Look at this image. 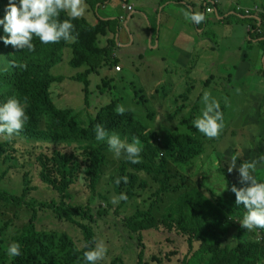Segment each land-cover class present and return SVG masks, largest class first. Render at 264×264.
<instances>
[{
    "label": "rangeland",
    "instance_id": "obj_1",
    "mask_svg": "<svg viewBox=\"0 0 264 264\" xmlns=\"http://www.w3.org/2000/svg\"><path fill=\"white\" fill-rule=\"evenodd\" d=\"M115 1L107 2L109 6H113ZM193 1L198 5V10L205 7L200 0ZM224 1L226 0L219 2L218 8ZM230 2L232 6L237 4L232 0ZM241 4L244 7L241 5V8H238L239 11L243 9L245 12L247 10L252 12L251 7H253L254 11L264 14V0H245ZM208 17L215 22L219 21V14L216 10L208 12ZM235 17V15L231 16L232 19ZM236 21L237 18L234 22ZM254 21L252 16L251 19H248L247 31H250ZM130 23L133 22L130 21ZM136 26L140 28L138 23ZM239 27L242 30V37H244L247 34L246 26L239 23ZM257 27V32L264 31V25L261 22H257ZM229 29L230 25L226 23L224 30L228 31ZM114 31L115 24L113 23L107 27L105 34L98 35L100 46L104 47L108 40L113 41L112 54L114 49L120 46L121 41L131 37V34L126 32L123 27L118 33ZM251 33L248 32V38H255L257 33L252 28ZM247 41L252 44V41L248 39ZM136 43L147 44L145 41H136ZM183 44L186 46V42ZM253 44L255 48H258L257 51L261 49L264 51V44L260 43V40L253 41ZM168 49L169 51L165 48L157 56L162 67L161 77L166 79V85L156 87L145 85V80L142 81V77L145 79L147 75L146 61L138 64L142 77L137 75L132 63L125 62V64H121L123 67L125 66L122 72L123 77L118 78L115 84H110L107 78L103 84L102 77L96 72L88 75L91 90L88 101L85 100L84 83L74 78L77 73L84 71L86 66L71 67L69 65V60L73 57L72 47L67 46L63 49V61L52 69L54 74L65 76L63 82L54 83L57 85L52 86V95L56 104L60 107H70L77 112L79 122L83 123L82 126L88 125L86 119L89 118V113L94 115L101 107L121 97L122 105L135 111L149 132L158 133L163 145L168 143L171 132H194L184 125L181 126V122L192 111H195V103L200 104L202 113L204 108L202 98L206 91L210 92L211 97L219 102L220 110L224 116V127L219 138L209 139L197 131V134L206 143L205 153L181 167L171 161V166L174 169L173 174L177 175L176 179L172 181L175 190L165 194L162 202L157 205L158 215L164 216L175 215L177 201L184 192L193 188L202 190L213 201H217L218 196L233 194L232 186L226 183L224 173L230 165L231 158L237 156V165H239L242 162L264 156V52L262 60H251V68L245 69L243 75H241V64L239 63L241 61L231 60L224 64L219 62L217 69L213 71L210 65L204 67L201 78L200 74L194 76V62L188 59L184 60L180 50L173 51L171 47ZM1 56L2 52L0 51ZM117 63L118 61L111 60L103 63L98 70L99 74L109 72L108 65L113 67ZM166 69L169 72H166ZM259 72L260 78H257ZM44 126L45 119L42 122V128ZM7 140L9 139L0 138V141ZM123 141L130 143L128 140ZM81 145L84 144H49L39 140L26 142L13 136L10 139L7 152L12 157L6 162L0 159V187L20 195L24 188V177H27L30 180L28 199L36 202L57 199L59 193L41 180L39 175L41 168L37 158L40 155L50 158L54 149H61L74 156L72 167H75V182L67 190L66 200L72 204L90 205L94 214L97 213L100 206L113 205L116 209V211H111L107 217L100 218L96 223H93L96 235L95 244L103 241L107 247L105 258L98 264H121V262L138 264L140 259H143L145 264H183L185 256L190 252L187 235L177 229H145L142 232H133L129 227V218L140 209H148L152 201L156 200L159 184L156 183L154 177L141 172V181L148 178L149 186L147 188L138 187L137 197L125 205H122V201L114 205L112 198L118 197L120 194L117 192L113 177L119 175L121 164L126 158L123 155L120 158H115L107 147L103 175L97 187V190L105 195L106 199L104 200L94 195L89 189L85 176L88 158L83 154ZM130 170L132 171V169ZM229 175L234 180L240 179L238 168L229 172ZM255 175L259 182H264V164L258 165ZM141 181L139 185H141ZM124 191L128 192L127 188ZM30 216L31 211L25 204L9 205L0 202V228L7 220L11 219L12 221L11 225L0 234V252L6 256L8 262L12 257L6 254V249L15 242L14 236ZM237 222L241 226L240 222L242 221L237 220ZM36 223L38 233L44 238L53 236L56 245L59 244V239L64 234L68 235L76 248H82L84 245L81 230L76 225L57 218L50 208L39 209ZM218 226L219 223L215 225V228ZM260 235V230L256 228L248 231L246 238L247 240H260ZM199 248L200 242H196L194 250L197 251ZM62 258L63 254L55 247L50 257L42 260L41 264H62Z\"/></svg>",
    "mask_w": 264,
    "mask_h": 264
},
{
    "label": "trees",
    "instance_id": "obj_2",
    "mask_svg": "<svg viewBox=\"0 0 264 264\" xmlns=\"http://www.w3.org/2000/svg\"><path fill=\"white\" fill-rule=\"evenodd\" d=\"M7 5L8 0H0V19L5 16ZM261 16L264 20V14L261 13ZM66 19L71 20L66 12H61L59 20L63 22ZM116 20L108 18L97 23H91L84 17L71 20L75 25L74 42L61 40L59 43L43 44L38 37H34L32 41L35 45L34 51L18 50L11 45H5L3 37L8 34L0 25L2 52L0 105L13 96L22 101L26 98V113L29 117L23 130L15 136L26 142L39 140L50 143H83L84 145L80 147L88 158L85 176L89 189L104 200L105 195L100 193L97 187L103 175L108 145L106 141L96 140V125L103 126L110 134H118L121 140L133 142V138L138 137L142 148L141 163L133 164L125 159L121 164L119 175L113 177L117 192L127 195V200H122V205L137 197L138 187L149 186L148 178L141 181V172L152 175L159 187L156 191V200L152 201L149 208L140 209L129 218L130 229L133 232H142L145 229H177L187 235L190 252L185 256L183 264H264V229L258 228L261 232L260 240H247L248 230L239 226L237 222L243 220L247 210L243 205L236 204L234 193L229 196H218L217 201H213L202 190L193 188L184 192L177 201L175 215L164 216L157 213V205L162 202L165 194L175 190L172 181L177 175L173 174L171 161L178 167L185 166L206 151V143L197 134L198 130L193 125V121L201 113L199 103L194 104L195 113L185 117L181 122V126L184 125L194 132H171L168 143L163 145L159 134L149 132L135 111L129 109L123 115L116 113V107L122 105L121 97L101 107L94 117H89L87 126L81 125L83 123L79 122V116L77 114L75 116L71 108L58 107L54 102L52 86L63 82L65 76L54 74L52 69L63 61V49L67 46L72 47L73 52L69 65L86 66V69L77 73L74 78L84 83L85 100L88 101L90 85L88 75L96 72L109 60L117 61L112 57L113 41L108 40L103 47L98 40V35L105 34L107 27ZM260 20L255 19L252 30L257 33L256 37L260 43L264 44V31L257 32V22ZM114 32L117 33L116 29ZM14 64L27 65V67L26 69L15 67ZM102 82L104 84L105 79ZM44 119L45 126L42 128ZM9 142L10 140L0 141V159L4 162L12 157L7 153ZM51 155L50 158L40 155L37 161L41 168L39 174L41 180L59 193L57 199L38 202L28 199L30 180L27 177H24V188L20 195L0 187V202L9 205L25 204L31 211L29 220L14 236V241L21 246V255L12 257L8 262L6 256L0 252V264H41L42 260L50 257L55 247L63 254L62 264H85L83 253L94 248L96 242L93 223L107 217L111 211H116L113 205L100 206L94 214L90 205L72 204L67 201V190L75 182V167H72L74 156L61 149H54ZM225 170V180L229 186L243 187L239 180L231 178L228 169ZM118 177H127V183L121 179L117 184ZM140 181L141 185H139ZM125 188L128 192L124 191ZM47 208H50L60 220L72 223L81 230L84 240L82 248H76L66 234L60 237L59 244L56 245L53 236L44 238L38 233L36 223L38 211ZM11 222L9 219L3 224L0 234L11 225ZM218 223L219 226L215 228ZM196 242H200L197 251L194 250ZM121 264L125 263L121 262ZM138 264L145 262L140 259Z\"/></svg>",
    "mask_w": 264,
    "mask_h": 264
},
{
    "label": "clouds",
    "instance_id": "obj_3",
    "mask_svg": "<svg viewBox=\"0 0 264 264\" xmlns=\"http://www.w3.org/2000/svg\"><path fill=\"white\" fill-rule=\"evenodd\" d=\"M123 3L122 8L128 13H133V9L129 11L123 7ZM126 4L131 5L129 3ZM86 7L85 0H19V3H17V0H8V5L5 9L6 14L3 19H0V25L3 26L4 32L8 34L3 37V42L5 45H11L18 50L27 49L28 51L35 50V45L32 42L34 37H38L43 44L59 43L61 40L74 42L76 40V36L73 34L75 32V25L71 20L83 17ZM251 9L252 12L249 13H246L243 9L241 11H244L246 14H252L254 9ZM61 12H66L71 20L66 19L61 22L59 20ZM184 16L195 24H200L206 19L204 13L194 12L191 9L186 10ZM120 17L124 18L123 15ZM252 17L263 21L261 13ZM251 28L248 32H251ZM258 32L261 33L262 31ZM116 65L120 64L117 63ZM116 65L113 67L108 65V68L115 69ZM14 66L24 67L25 69L27 67V65L18 64H14ZM115 71L117 70L115 69ZM106 78H102V81L106 80ZM107 80L110 84H115L118 81L117 78H107ZM101 88L104 90L103 87ZM202 103L204 104L202 113L193 121V125L207 138H219L224 127V116L220 110V104L207 91L203 94ZM57 106L60 107L59 105ZM128 110L124 105H118L115 109L118 115H123ZM97 112L94 115L89 113V117H94ZM194 113L195 111H192L189 116ZM73 114L76 116L77 112L73 111ZM28 120L26 98L23 101L15 96L9 98L6 103L0 105V138L12 139L13 136L18 135L23 130ZM87 120L88 118L86 122ZM95 138L97 141H106L109 150L114 154L115 158H120L123 155L133 164L141 163L140 153L142 148L140 147L141 142L138 137H134L133 142L127 143L121 140L118 134H110L103 126L97 124L95 127ZM261 164H264V156L252 161L242 162L239 165H237V156H233L228 166L229 172L238 168L239 183L243 187L232 185L231 191L236 196V204L243 205L247 210L240 224L242 228L248 231L255 230L256 228L264 229V182H259L255 175L258 165ZM121 179L127 183V177H118L116 183L119 184ZM122 200H127V195L124 193H121L118 197H113L112 203L115 205ZM106 253L107 247L104 242H97L94 248L83 253L85 264H98L99 261L105 258ZM6 254L9 257L20 256L21 246L19 243H11L6 249Z\"/></svg>",
    "mask_w": 264,
    "mask_h": 264
},
{
    "label": "crops",
    "instance_id": "obj_4",
    "mask_svg": "<svg viewBox=\"0 0 264 264\" xmlns=\"http://www.w3.org/2000/svg\"><path fill=\"white\" fill-rule=\"evenodd\" d=\"M107 1L113 0H85L87 7L83 17L91 23L115 18L117 19L114 22L116 31L119 32L123 27L126 32L131 34L130 38L121 41L120 46L114 49L113 57L120 65L125 62L132 63L140 77H142V72L138 64L146 61L147 75L145 79L142 77L146 86L156 87L167 84L166 79L161 77L162 67L157 58L165 48L168 51L170 47L173 51L180 50L184 60L188 59L194 62V76L200 74L201 78L203 68L208 65L213 71L217 69L219 62L224 64L231 60L241 61L239 63L241 64V75H243L245 69L251 68V60H262L264 51L262 49L257 51L258 48H255L253 44V41L258 42L259 40L256 37L248 38L247 31L248 19L257 15L258 12L246 14L244 11H238V8H241V3L245 0H232L237 2L235 6L231 5V0L224 1L220 8L216 9L219 14L218 22L209 18L203 7L198 10V5L193 0H116L113 6H109ZM123 2L132 5L133 13H128L122 8ZM237 5L239 6L237 7ZM189 9L204 13L206 19L200 24L189 21L184 16V12ZM121 15L124 18H121ZM233 15L237 18L236 22H234L235 18H231ZM136 23L140 25V28L136 26ZM226 23L230 25L228 31L224 30ZM239 23L246 26L247 34L244 37H242ZM247 39L252 41V44ZM136 41H145L147 44H137ZM184 42H186V46L183 44ZM221 45L222 48H220ZM198 53L200 54L197 55ZM121 66V71L111 68L109 72L102 74L97 72V74L102 78L118 79L123 77L122 72L125 66ZM166 72L169 70L166 69ZM260 72L257 78H260Z\"/></svg>",
    "mask_w": 264,
    "mask_h": 264
},
{
    "label": "built area",
    "instance_id": "obj_5",
    "mask_svg": "<svg viewBox=\"0 0 264 264\" xmlns=\"http://www.w3.org/2000/svg\"><path fill=\"white\" fill-rule=\"evenodd\" d=\"M204 6H205V12H213L217 9V5L219 4V2H221V0H200ZM123 7L128 9L129 11H131L133 9V7L131 5H128L126 3H123ZM250 11H246V13H249ZM261 23L264 22V20H260ZM115 69L117 71L121 70V66L120 65H116Z\"/></svg>",
    "mask_w": 264,
    "mask_h": 264
}]
</instances>
